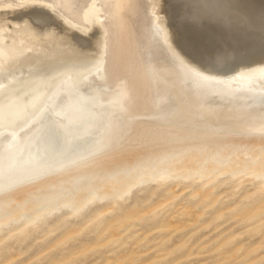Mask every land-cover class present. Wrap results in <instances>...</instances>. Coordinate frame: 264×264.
Masks as SVG:
<instances>
[{
    "label": "rangeland",
    "instance_id": "rangeland-1",
    "mask_svg": "<svg viewBox=\"0 0 264 264\" xmlns=\"http://www.w3.org/2000/svg\"><path fill=\"white\" fill-rule=\"evenodd\" d=\"M157 2L158 19L171 28L169 37L176 62L188 53L215 62L264 46V0ZM30 16L16 13L0 18V27L10 29L8 33L23 27L20 38L38 44L32 52L28 50L33 57L27 62L12 68L4 66L5 71L0 72V85L7 89L29 79L23 83L20 106L2 116L6 126L33 114L36 103L22 102L36 84L45 78V83H50L59 68L85 64L88 57H93L88 43L85 46L72 34L91 40L89 21L77 24L85 31L81 33L69 20L56 18L65 30H72L70 34L45 19ZM30 31L51 34L36 37ZM200 103L212 113L214 108L226 111L223 100L217 97L202 96L195 104ZM240 110L241 106H236L233 112ZM235 126L229 133L246 135L241 137L248 141L244 146L237 135L241 143L236 145L231 142L236 139L232 135L227 141L231 144L226 145L230 151L209 154L192 149L161 157L154 156V150L149 151L154 157L147 159L146 153L139 152L135 161L130 160L131 155L122 156L123 160L121 156L112 159L102 155L100 161L105 167L84 168L87 170L80 178H64L61 182L51 177L41 187L17 189L0 203V264H264V132ZM242 143L244 148L252 145L251 150L245 149L249 153L235 149Z\"/></svg>",
    "mask_w": 264,
    "mask_h": 264
},
{
    "label": "bare ground",
    "instance_id": "bare-ground-1",
    "mask_svg": "<svg viewBox=\"0 0 264 264\" xmlns=\"http://www.w3.org/2000/svg\"><path fill=\"white\" fill-rule=\"evenodd\" d=\"M157 1L160 0H0V18L27 13L65 30L57 22L60 17L76 25L73 28L81 33L85 31L78 25L89 21L93 33L91 40L84 41L82 36L66 28L65 32H72L77 41L84 42L85 46L88 43L90 49H86L93 52V57H85L89 59L85 64L74 63L70 64L72 67L56 69L50 83L46 84L48 78H45L41 84H34L33 93L22 102L36 103L33 114L25 121L13 126L1 122L2 116L18 107L23 83L29 79L10 89L0 85V203H5L17 189L41 187L51 177L62 182L64 178L79 177L90 167L100 168L104 166L100 161L104 158L131 155L130 160L135 161L139 152H143L149 159L152 155L149 151L154 150L153 155L161 157L192 149L209 154L225 152L230 151L226 145L231 144L228 142L233 134L229 131L235 125L241 124L240 129L245 131L264 132V64L244 65L220 74L203 69L185 56L176 62L169 37L171 28L158 19ZM45 9L57 15L53 17ZM22 28L8 33L10 29L0 27V72L4 66L12 68L27 62L32 56L28 50L32 52L38 45L20 38L19 34H24ZM28 33L36 37L42 34ZM50 34L46 32L42 36ZM16 37L19 39L11 42ZM90 78L93 80L88 83ZM202 96L222 99L226 111L214 108L212 113L211 109L201 106L204 103L195 104ZM236 106H241V110L235 115ZM232 112L234 116L228 114ZM199 113L207 115L201 117ZM217 130L221 133L217 134ZM237 133L233 137L239 136ZM241 136L243 139L246 135ZM231 142L241 143L237 137ZM247 146L244 148L242 143L235 149L238 147L236 150L244 152L252 145ZM96 154L99 156L91 159ZM33 160V166H22Z\"/></svg>",
    "mask_w": 264,
    "mask_h": 264
},
{
    "label": "water",
    "instance_id": "water-1",
    "mask_svg": "<svg viewBox=\"0 0 264 264\" xmlns=\"http://www.w3.org/2000/svg\"><path fill=\"white\" fill-rule=\"evenodd\" d=\"M180 50H183V49L180 48ZM186 56L190 60H192L193 62L200 65L203 69H209L212 72L223 74V73L229 72L230 70H233V69L235 70L236 68H239L240 66L250 65V64L261 65L262 63H264V46L262 48L260 47L257 50H254V51L249 49V50H246L244 52H241L240 54H236V55H233L232 57L220 59L216 62L204 61L202 59L197 58L196 55L193 53H188V54H186ZM230 60H232L233 64L232 63L229 64ZM224 63L225 64L228 63V65H230V66L224 65ZM224 67H226V68H224ZM92 80H93V78H90V80L87 79V82L90 83ZM86 99H88V98H86ZM100 106H102V105H100ZM98 107H99V104H98ZM31 146L34 148V145H31ZM46 164H50V163H46ZM33 165H34V160H33V163L27 162L25 164H22L23 167H31Z\"/></svg>",
    "mask_w": 264,
    "mask_h": 264
}]
</instances>
